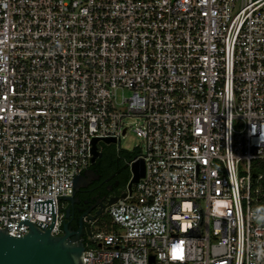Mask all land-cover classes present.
<instances>
[{"label":"built area","instance_id":"2783aa9c","mask_svg":"<svg viewBox=\"0 0 264 264\" xmlns=\"http://www.w3.org/2000/svg\"><path fill=\"white\" fill-rule=\"evenodd\" d=\"M132 120L145 177L127 162L84 264H264V0H0V230H47L53 198L63 235Z\"/></svg>","mask_w":264,"mask_h":264},{"label":"water","instance_id":"95a60500","mask_svg":"<svg viewBox=\"0 0 264 264\" xmlns=\"http://www.w3.org/2000/svg\"><path fill=\"white\" fill-rule=\"evenodd\" d=\"M97 142L98 140L94 141L92 163H95L101 156V153L97 151ZM104 142L106 144L116 143L112 139H107ZM133 159L136 160V156ZM145 172L144 160H136L132 166L133 178L129 183L130 191H132L134 184H137L140 179L145 177ZM93 174L94 172L91 170H86L82 175L78 174L73 178V196L59 199H65L66 202L73 203L76 193L80 188L87 185ZM122 197L125 198L126 194H123ZM118 199H112L109 202V206L113 205ZM34 211L52 214L51 225L45 230L47 224L38 222L37 225L43 229L40 230L33 225V222L29 221V218H26L18 224L19 227L27 225L28 229L30 228L29 233L24 237H13L8 234L7 226L5 229H1L0 264H84L85 232L83 227L74 232L68 223H64V234L53 236L51 232L56 216L53 198L46 199L45 201H35ZM67 212H70V209ZM97 215H100V213Z\"/></svg>","mask_w":264,"mask_h":264},{"label":"flooded vegetation","instance_id":"af4514ba","mask_svg":"<svg viewBox=\"0 0 264 264\" xmlns=\"http://www.w3.org/2000/svg\"><path fill=\"white\" fill-rule=\"evenodd\" d=\"M90 170L94 174L87 185L79 189L73 203H65L64 223H68L74 232L83 227L84 239L91 224L106 218L109 202L122 195L130 172L105 149L87 171ZM68 209L70 212H67Z\"/></svg>","mask_w":264,"mask_h":264},{"label":"rangeland","instance_id":"374dc122","mask_svg":"<svg viewBox=\"0 0 264 264\" xmlns=\"http://www.w3.org/2000/svg\"><path fill=\"white\" fill-rule=\"evenodd\" d=\"M130 126V131L128 132V134L122 138L121 143H120V147L123 150L124 153H142L144 151V141L137 137L136 134L133 132V120L130 121L129 123ZM106 148V147H110L112 149L113 152H115L118 149V146H103V145H99V148ZM102 222L106 221V218H102L101 220ZM100 223L97 224V226H99Z\"/></svg>","mask_w":264,"mask_h":264},{"label":"trees","instance_id":"16d2710c","mask_svg":"<svg viewBox=\"0 0 264 264\" xmlns=\"http://www.w3.org/2000/svg\"><path fill=\"white\" fill-rule=\"evenodd\" d=\"M105 149V151H110L111 153H112V155H113V157H114V159L116 160V161H118L119 163H121L122 165H124V166H126V167H128L127 166V162L129 161V160H131L132 158H134L136 155H137V153H121V154H117L116 153V151L115 152H113L112 151V149L110 148V147H106V148H104ZM263 166V163H261V162H257V163H255V167L256 166ZM129 180H130V172L128 173V176H127V179H126V185L128 184V182H129ZM264 189V188H263ZM261 205H260V207L263 209V211H264V196L262 197V199H261ZM65 212V211H64ZM108 222H109V219H108V217L106 216V221L105 222H102L101 223V221H98V223H100V225L99 226H104V224H108ZM97 223V224H98Z\"/></svg>","mask_w":264,"mask_h":264}]
</instances>
